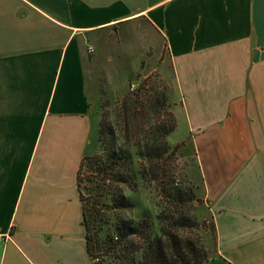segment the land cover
Listing matches in <instances>:
<instances>
[{
    "label": "crops",
    "instance_id": "1",
    "mask_svg": "<svg viewBox=\"0 0 264 264\" xmlns=\"http://www.w3.org/2000/svg\"><path fill=\"white\" fill-rule=\"evenodd\" d=\"M138 25L192 138L209 264H264V0H0V264H93L77 184L99 125L89 54Z\"/></svg>",
    "mask_w": 264,
    "mask_h": 264
},
{
    "label": "rangeland",
    "instance_id": "2",
    "mask_svg": "<svg viewBox=\"0 0 264 264\" xmlns=\"http://www.w3.org/2000/svg\"><path fill=\"white\" fill-rule=\"evenodd\" d=\"M137 29L138 34L134 27H123L117 35H107L101 49L95 47L89 54L92 62L89 79L93 87V108L97 110L99 125L93 141L94 147L84 156L86 159L80 172V189L84 198L88 197L94 175L88 158L101 154L104 145L111 149L114 144L129 158V180L123 192L132 204L131 218L146 220L153 237L159 236L161 232L160 213L183 210L198 223L199 229L195 233L210 261L217 254L215 229L204 196L203 180L191 144L192 138L186 137L184 123L178 122L181 126L176 129L173 109L177 105L172 103L175 100V89L170 64L161 44L159 47L147 42L146 26L138 25ZM128 98L138 100L133 122L135 127L129 125L126 119ZM100 124L103 126V144L99 140ZM172 124L174 130L165 136L168 151L162 161H158L160 170L156 173L161 174V179L148 181L142 178L143 162L139 155L141 148L136 145L137 139L139 137L144 141L154 137L159 134L158 127H169ZM170 184L184 194L186 203L181 209L180 205H177L179 208L173 206L161 190L162 186L168 187ZM189 198L190 201H186ZM178 233L184 237L188 235V230L180 229ZM106 234L104 230L101 237L104 238ZM103 264L112 263L106 258Z\"/></svg>",
    "mask_w": 264,
    "mask_h": 264
},
{
    "label": "trees",
    "instance_id": "3",
    "mask_svg": "<svg viewBox=\"0 0 264 264\" xmlns=\"http://www.w3.org/2000/svg\"><path fill=\"white\" fill-rule=\"evenodd\" d=\"M125 102L126 119L135 127L137 98H128ZM164 104V103H162ZM132 109V110H131ZM136 109V110H135ZM133 112L131 113L130 112ZM174 130L158 127V135L143 139L138 137L143 162L142 178L150 181L161 179L158 161L168 151L165 136ZM137 138V137H136ZM99 140L103 144V126L100 124ZM86 158H83L77 173L80 201L83 209V225L86 231V246L93 264H103L109 258L112 264H209L207 253L198 234V223L183 210L180 212L160 213L161 232L151 236L150 224L146 220H134L130 216L132 204L125 197L123 189L129 180V158L113 144L111 149L104 145L102 153L89 157L92 175L88 197L80 189V172ZM162 184V183H161ZM169 202L180 209L184 206V194L173 187L161 188ZM186 201H190V198ZM187 229L188 235L179 236L178 230ZM106 230L105 237L101 233ZM96 260H99L98 263Z\"/></svg>",
    "mask_w": 264,
    "mask_h": 264
}]
</instances>
